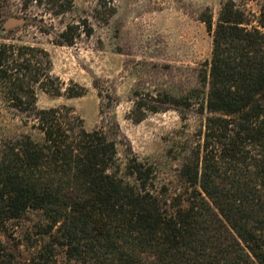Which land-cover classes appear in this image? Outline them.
Segmentation results:
<instances>
[{
    "label": "trees",
    "instance_id": "1",
    "mask_svg": "<svg viewBox=\"0 0 264 264\" xmlns=\"http://www.w3.org/2000/svg\"><path fill=\"white\" fill-rule=\"evenodd\" d=\"M8 5L0 0V37ZM200 19L212 39L202 88L149 93L133 118L196 103L205 113L173 185L135 154L122 168L115 142L71 107H38L37 88L63 89L48 51L0 41L5 113L40 134L1 140L0 264H264V5L223 0L215 21ZM65 34L55 42L71 45ZM77 87L65 92L84 95Z\"/></svg>",
    "mask_w": 264,
    "mask_h": 264
},
{
    "label": "rangeland",
    "instance_id": "2",
    "mask_svg": "<svg viewBox=\"0 0 264 264\" xmlns=\"http://www.w3.org/2000/svg\"><path fill=\"white\" fill-rule=\"evenodd\" d=\"M54 1L9 0L7 31L0 37L48 51L63 89L51 94L37 88V106L71 107L87 129L98 127L115 142L122 168L135 154L153 165L158 183L175 184L182 162L202 141L205 113L196 103L133 118L145 111L149 93L181 98L202 88L198 70L210 58L212 39L200 15L210 12L215 21L223 0ZM235 1L255 13L264 5V0ZM62 32L74 37L71 45L55 42ZM77 84L85 94L69 96L65 88L78 89ZM6 108L0 96V144L21 132L39 138L30 120L24 125Z\"/></svg>",
    "mask_w": 264,
    "mask_h": 264
}]
</instances>
